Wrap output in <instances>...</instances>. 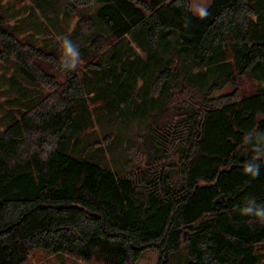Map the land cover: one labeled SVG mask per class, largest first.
I'll use <instances>...</instances> for the list:
<instances>
[{
  "label": "trees",
  "instance_id": "1",
  "mask_svg": "<svg viewBox=\"0 0 264 264\" xmlns=\"http://www.w3.org/2000/svg\"><path fill=\"white\" fill-rule=\"evenodd\" d=\"M65 3L70 10L101 5L97 20L116 41L108 67L113 86L126 80L125 67L131 64L125 65L127 37L141 27L146 48L176 31L177 43L192 53L196 65L223 80L204 94L200 110L184 116L190 123H184L186 146L176 150L181 167L164 165L140 179L121 177L62 146L44 149L47 136L57 143L63 138L85 93L83 80L52 56L49 61L66 76L58 107L33 118V109L25 106L19 114H8L10 122L0 130V264H23L39 249L95 264H171L182 249L184 264H258L264 222L242 216L240 209L249 199L264 206V153L256 150L258 137L264 136V88L206 105L213 91L235 86L242 75L264 68V37H259L264 33L258 31L264 16L258 0H212L203 18L192 12L188 0ZM3 10L0 0V60L15 57L21 76L32 83L29 61L48 56L30 46L24 51L5 24ZM181 67H161L148 76V86L154 92L171 89L169 100L185 81H193ZM144 111L146 106L134 107L135 116ZM150 147L153 163L162 149L158 143ZM249 162L260 169L255 178L244 174Z\"/></svg>",
  "mask_w": 264,
  "mask_h": 264
},
{
  "label": "rangeland",
  "instance_id": "2",
  "mask_svg": "<svg viewBox=\"0 0 264 264\" xmlns=\"http://www.w3.org/2000/svg\"><path fill=\"white\" fill-rule=\"evenodd\" d=\"M1 1L5 24L23 43L24 51L30 46L48 57L29 61L34 65L31 72L35 80L32 83L26 82L21 76V64L15 57L9 55L0 60V130L5 127V123L10 122L8 114H19L18 111L25 106L33 109L34 113L29 114L33 118L40 112L47 113L58 107L66 87V76L49 59L54 56L61 62V43L62 38L66 37L79 49L80 61L73 70L83 80L85 93L84 98L76 104V117L67 127L63 138L57 143L52 136H47L50 141L45 143L44 149L49 151L62 146L64 151L73 156L85 157L121 177L136 179L150 170L159 172L164 165L175 169L181 167V156L176 150L186 146L184 123H190L184 120V116L192 109L200 110L202 105L199 102L204 94L223 78L219 75L213 77L212 70L199 68L192 53L178 44L180 36L176 31H169L171 37L169 35L168 39H158L157 44L162 40L163 45L149 43L150 49L142 45L146 34L143 27L127 37L125 65L131 64L124 66L125 82L116 87L113 86L108 71L112 55L110 47L116 41L103 23L97 20V11L101 5L76 6L70 10L67 9L65 0ZM188 1L192 12L197 16L201 9L207 12L212 3V0ZM258 2L257 9L264 16V0ZM258 31L264 33L263 23H260ZM99 35L102 37L96 44L94 39ZM149 54L157 55L159 59H152ZM168 60L172 63H167ZM97 63L100 68H97ZM181 66L188 71L193 81H185L187 84L183 83L181 89H177L169 100L167 96L171 89L167 92L157 88L154 92L150 89V74L161 71V67L176 69ZM138 73L144 76H139ZM206 78L208 81L204 80ZM225 87L213 91L206 105L219 104L229 95L232 99H241L254 94L258 88H264V68L258 67L253 72L242 75L235 86ZM202 100L206 102V97ZM139 106H146V111L135 116L134 107L137 109ZM155 115H158L157 118ZM152 129L155 131L151 134ZM151 143H158L162 149L158 157L152 160L153 163ZM181 251L171 264L186 262V251ZM256 253L259 257L258 264H264V243L257 246ZM23 264L95 263L39 249Z\"/></svg>",
  "mask_w": 264,
  "mask_h": 264
},
{
  "label": "clouds",
  "instance_id": "3",
  "mask_svg": "<svg viewBox=\"0 0 264 264\" xmlns=\"http://www.w3.org/2000/svg\"><path fill=\"white\" fill-rule=\"evenodd\" d=\"M197 14L200 18H203L207 12L205 9H201ZM61 48V63L64 68L66 70L75 69L80 61V53L77 45L65 37L62 38ZM256 150L258 153H264V136L258 137ZM243 171L245 175L255 178L259 175L260 169L255 163L249 162L245 165ZM240 214L245 217H252L259 222H264V206L256 204L254 199H249L246 202V206L240 209Z\"/></svg>",
  "mask_w": 264,
  "mask_h": 264
},
{
  "label": "crops",
  "instance_id": "4",
  "mask_svg": "<svg viewBox=\"0 0 264 264\" xmlns=\"http://www.w3.org/2000/svg\"><path fill=\"white\" fill-rule=\"evenodd\" d=\"M197 16V15H196Z\"/></svg>",
  "mask_w": 264,
  "mask_h": 264
}]
</instances>
